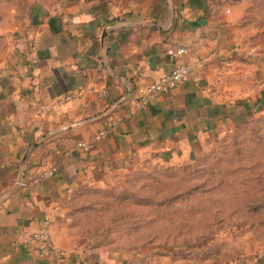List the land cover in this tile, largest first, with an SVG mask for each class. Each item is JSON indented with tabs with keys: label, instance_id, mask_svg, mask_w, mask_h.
<instances>
[{
	"label": "crops",
	"instance_id": "0c3cea01",
	"mask_svg": "<svg viewBox=\"0 0 264 264\" xmlns=\"http://www.w3.org/2000/svg\"><path fill=\"white\" fill-rule=\"evenodd\" d=\"M246 15L245 0H60L18 16L0 64V264H109L68 226L72 200L264 112V35ZM180 64L191 80L140 106ZM46 228L63 257L23 243Z\"/></svg>",
	"mask_w": 264,
	"mask_h": 264
},
{
	"label": "rangeland",
	"instance_id": "374dc122",
	"mask_svg": "<svg viewBox=\"0 0 264 264\" xmlns=\"http://www.w3.org/2000/svg\"><path fill=\"white\" fill-rule=\"evenodd\" d=\"M0 0V64L33 4ZM264 35V0H245ZM186 159L92 188L68 206L77 240L109 264H264V112Z\"/></svg>",
	"mask_w": 264,
	"mask_h": 264
},
{
	"label": "built area",
	"instance_id": "2783aa9c",
	"mask_svg": "<svg viewBox=\"0 0 264 264\" xmlns=\"http://www.w3.org/2000/svg\"><path fill=\"white\" fill-rule=\"evenodd\" d=\"M186 53L187 50L185 48L171 49L169 52L172 58L183 56ZM191 75V68L187 65L180 64L177 65L170 74L165 75L157 82H154L149 86L139 88L136 92V96L140 101V106H146L152 101L170 92L178 85L189 82L191 80ZM70 99L71 96L66 97V100ZM104 134L105 133L102 132L99 137L104 136ZM79 146L81 148L88 149L85 144H79ZM46 175L52 176L53 172L50 171ZM18 185L22 186L24 184H20L19 182ZM22 241L24 244L38 246L53 256H64V251L55 245L47 228L24 235Z\"/></svg>",
	"mask_w": 264,
	"mask_h": 264
},
{
	"label": "water",
	"instance_id": "95a60500",
	"mask_svg": "<svg viewBox=\"0 0 264 264\" xmlns=\"http://www.w3.org/2000/svg\"><path fill=\"white\" fill-rule=\"evenodd\" d=\"M20 184H23V180L20 181ZM19 186H21V185H19Z\"/></svg>",
	"mask_w": 264,
	"mask_h": 264
}]
</instances>
